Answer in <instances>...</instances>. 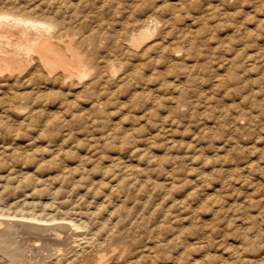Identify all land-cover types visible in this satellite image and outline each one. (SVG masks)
I'll return each instance as SVG.
<instances>
[{
    "label": "rangeland",
    "instance_id": "1",
    "mask_svg": "<svg viewBox=\"0 0 264 264\" xmlns=\"http://www.w3.org/2000/svg\"><path fill=\"white\" fill-rule=\"evenodd\" d=\"M15 2L87 35L100 81L0 74V208L76 223L0 230L26 259L0 264H264V0Z\"/></svg>",
    "mask_w": 264,
    "mask_h": 264
},
{
    "label": "bare ground",
    "instance_id": "2",
    "mask_svg": "<svg viewBox=\"0 0 264 264\" xmlns=\"http://www.w3.org/2000/svg\"><path fill=\"white\" fill-rule=\"evenodd\" d=\"M6 2H7V0H6ZM16 2H18V0H16ZM66 2L68 3L69 1H66ZM40 3L41 2H39V6H40ZM56 3H57V1H56ZM62 3L65 4V2H62ZM48 4H49V2H48ZM23 5H25V4H23ZM7 7L8 6H6V7L4 6V9H6ZM72 7L73 6H71V9H76L75 7L74 8H72ZM36 8H34V9H36ZM9 9L10 8H8V10L7 9L6 10L0 9V74H2L3 71H7L6 72L7 74H10L12 76L16 75L15 76V79H16V78H18V76L20 75L22 70L26 69L27 67H32V70H35V69L40 70L41 73L44 75L45 79L46 78L47 79H59L62 82L63 81H69L71 83H74V85L81 84L84 88L88 87L89 84H91V83H97V82L100 81V76L98 75L97 71L96 72L95 71L92 72V74L89 73L90 75H88V76H92L93 75L92 79H90V82H86V80H84V78L82 77L84 72L87 70V67H88L90 61H92V58L89 56V53H88V51L86 49V47H87L86 42L88 40V36L87 35L78 33L79 36L77 37L74 34H71L70 32L66 31V27L65 26L60 25V24L63 23L62 20H58L56 17L47 18L48 15L45 14V13L44 14L47 15L46 18H41V17H39L40 15L39 16L33 15L32 13L29 12V10H28V14H26L24 12L23 13H16V12L13 11L14 9L12 10V8H11L10 10H12L13 11L12 12V11H9ZM19 9L23 11L24 8L21 9V7H20ZM32 9H33V6H32ZM77 9L73 10V11H75L76 13H79V12H77ZM49 11H50V9H49ZM60 11L63 12L64 10L62 11L60 9ZM42 12H46V10H44ZM72 12H70V13H72ZM73 14H74V12H73ZM41 16H44V15L41 14ZM53 16H55V15H53ZM74 18H75V16H74ZM70 19H71V17H70ZM75 20H76V18H75ZM69 22L70 21H68L67 23H69ZM70 24H72V23H70ZM148 27L141 28V29L138 30V32L132 33L131 36L127 38L128 40L125 42V47L126 46L127 47H133V45H135L139 40H141V39H143L145 37H148L151 34V32L149 31ZM152 28H154V27H152ZM29 70H31V69H29ZM85 78H86V76H85ZM92 85H94V84H92ZM28 194L29 193H27L26 196ZM25 200H26V198L25 199H21V201H24L25 203H28V204L31 203L30 201L26 202ZM23 208L20 207L21 210ZM32 208H31V210H32ZM23 212H25V211H23ZM28 212H29V210H28ZM45 214H47V213H45ZM41 215L33 213V211L31 213H18L17 210H15L14 212H11L8 209L5 210L3 208H0V227H1L0 230L8 231L10 229H14V230H17L18 232H20L21 235L25 234V237H26L25 240H28V239L30 240V242H28L27 249H26V251H28V252L29 251H34V250L36 251L39 248L36 245V243H35V241H39V240H42V241H39V242H41V245L44 246V247L45 246L48 247L49 245H51L52 243L50 241L54 242L53 245L54 244L55 245L56 244H60V243L64 244L66 241L63 242V240H62V242H60L61 239L60 240L58 239L60 237L59 235L61 234V232L65 231L64 229L62 230V228H65V229H68V230L70 229L72 232H74L71 227L72 226H76V223L75 222L74 223L71 222L70 219H69L70 222H63L62 220L53 222L54 220H52V223H43V221H47V220L50 221L51 219H55L56 216L55 217H51V218H50V216H49V218L47 216H45V218H44V216L42 215L43 216L42 217ZM60 217H63V216H60ZM83 226H84V224H83ZM74 229H75V227H74ZM49 231H54V233L51 232V233L55 234L54 237L50 236L51 237L50 238L48 235H43L42 234V233L46 234L45 232L48 233ZM65 232L68 233V231H65ZM1 234H3V233H1ZM30 234H33L34 236L30 235ZM13 235L14 234H12L11 238H13ZM49 235H52V234H49ZM19 236H18V238H19ZM31 236H33V238ZM3 238H5V237L3 236ZM7 238H10V237H7ZM19 240L21 241V239H19ZM64 240H66V239H64ZM16 241H17V239H16ZM21 243H23V242H21ZM5 244H6V241L3 242V241L0 240V251L5 253L9 260L10 259H17V260L25 259V256L23 257L22 253L19 250H17V251H18V253L20 252V255L17 254L15 250L8 249L9 246H6ZM38 244H40V243H38ZM102 246L100 247V249L102 248ZM23 247H25V246H23ZM63 247H64V245H63ZM103 247H105V246H103ZM65 249H67V248H65ZM112 249H114V248H112ZM52 250L54 251L53 248H52ZM70 250H71V248H70ZM98 251H99V249H98ZM100 251H104V249H102ZM37 252H39V251H37ZM107 252H109V251H107ZM33 253H35V252H33ZM41 254H42V252H41ZM116 254L118 255V253H116ZM6 255H5V257H6ZM46 255L44 254V256H46ZM51 255L53 256V254H51ZM51 255L49 254L50 257H51ZM97 255H96V257H97ZM120 255H122V254H120ZM44 256H43L44 259L48 257V256H46V257H44ZM33 258H34V255H33L32 259ZM39 258H40V256H39ZM115 258H117V257H115ZM88 259H89V257H88ZM25 260H24V262H26ZM95 261H96V259H95ZM87 262H88V260H87ZM31 263H34V262L32 261ZM79 263H82V262H79ZM89 264H90V262H89ZM98 264H100V263H98Z\"/></svg>",
    "mask_w": 264,
    "mask_h": 264
}]
</instances>
